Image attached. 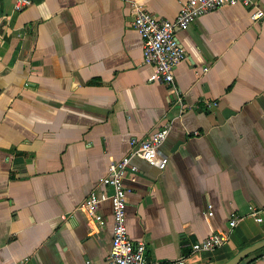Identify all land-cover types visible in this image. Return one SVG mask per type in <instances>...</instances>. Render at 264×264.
<instances>
[{
  "label": "crops",
  "instance_id": "0c3cea01",
  "mask_svg": "<svg viewBox=\"0 0 264 264\" xmlns=\"http://www.w3.org/2000/svg\"><path fill=\"white\" fill-rule=\"evenodd\" d=\"M181 1L0 0V264H104L109 199L100 221L79 203L108 192L110 162L164 122V167L132 155L123 179L128 237L164 264H221L264 236V15L248 16L264 0L176 28L185 57L172 84L151 80L132 4L172 18ZM220 230V245L190 248ZM234 264H264V245Z\"/></svg>",
  "mask_w": 264,
  "mask_h": 264
},
{
  "label": "built area",
  "instance_id": "2783aa9c",
  "mask_svg": "<svg viewBox=\"0 0 264 264\" xmlns=\"http://www.w3.org/2000/svg\"><path fill=\"white\" fill-rule=\"evenodd\" d=\"M30 0H13L12 8L20 10ZM241 3L249 5L253 0H183L180 2L175 15L172 18L162 17L149 11L139 3L132 4L131 23L141 37V51L144 61L152 65L148 74L149 79L162 80L166 83L173 81V68L185 57V49L175 36L176 28H183L196 15L206 12L222 4ZM264 15V9L253 6L249 11V18L255 21ZM211 102H207L209 104ZM214 103V101H212ZM169 122L152 129L144 137L129 140V149L112 160L106 174L99 177L102 183L109 186L110 190L96 191L90 189L84 196L79 206L96 221H100V215L95 211L99 200L109 199L111 206V240L110 247L104 264H164L159 260L149 257L146 253L143 240L132 241L126 230L125 207L126 190L124 177L133 178L137 170L131 162L132 155H138L150 165L161 169L167 161L159 144L165 137ZM206 213H212L211 203H206ZM235 211H230L227 220L228 227L234 225L238 219ZM227 237L225 230L210 231L205 236L190 243L192 250L209 249L220 245ZM184 255L172 259L169 264H184Z\"/></svg>",
  "mask_w": 264,
  "mask_h": 264
},
{
  "label": "water",
  "instance_id": "95a60500",
  "mask_svg": "<svg viewBox=\"0 0 264 264\" xmlns=\"http://www.w3.org/2000/svg\"><path fill=\"white\" fill-rule=\"evenodd\" d=\"M262 245H264V236L239 248L236 252H234L230 257H228L221 264H234L238 260H240L242 257H244L247 253H249L250 251Z\"/></svg>",
  "mask_w": 264,
  "mask_h": 264
}]
</instances>
